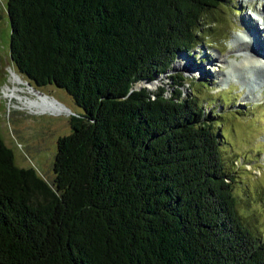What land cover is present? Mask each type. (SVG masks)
Segmentation results:
<instances>
[{
  "label": "trees",
  "instance_id": "1",
  "mask_svg": "<svg viewBox=\"0 0 264 264\" xmlns=\"http://www.w3.org/2000/svg\"><path fill=\"white\" fill-rule=\"evenodd\" d=\"M220 2L6 0L16 72L82 112L56 140L52 189L0 138V264H264L184 74L142 85L203 42Z\"/></svg>",
  "mask_w": 264,
  "mask_h": 264
},
{
  "label": "rangeland",
  "instance_id": "2",
  "mask_svg": "<svg viewBox=\"0 0 264 264\" xmlns=\"http://www.w3.org/2000/svg\"><path fill=\"white\" fill-rule=\"evenodd\" d=\"M5 4L6 0H0V138L10 148L17 167L33 169L36 177L52 189L56 140L71 132L69 118L82 110L64 89L53 84L35 86L16 72L9 58L10 24ZM263 6L264 0H221L203 18V23L210 25L201 33L205 35L200 38L203 42L188 53L177 55L166 74L152 81L151 87L146 85L150 91L161 84L167 87L165 84L172 81L169 75L184 74L181 89L184 95L195 94L205 112L218 124L215 129L223 133L219 145L221 159L227 171H231L238 215L261 239L264 238V75L257 68H249L244 84L237 74L231 75L224 85L219 83L218 75L232 70L234 61L244 56L235 52L237 49L231 43L234 37L254 33L249 35L255 40L264 38L255 24L264 19ZM257 50L264 53V45ZM217 57L227 64H218ZM183 60L191 64L189 71L176 66L177 61ZM5 87L22 100L15 98L9 102L3 97ZM24 99L49 104L58 112L35 113L27 109Z\"/></svg>",
  "mask_w": 264,
  "mask_h": 264
},
{
  "label": "bare ground",
  "instance_id": "3",
  "mask_svg": "<svg viewBox=\"0 0 264 264\" xmlns=\"http://www.w3.org/2000/svg\"><path fill=\"white\" fill-rule=\"evenodd\" d=\"M261 11H262L261 14L262 13L264 14V6L262 7ZM255 24L259 28L258 30L261 31V33L263 32V34H264V19H262L261 24L257 23V22H255ZM249 34L252 35L254 33H249ZM249 34L243 33L240 36L234 37V39L232 40V42H231L232 45L237 49V51H235V52H237V54H239V55H242V56L244 55V56L239 61H234L233 65H232V68H233L232 70H227L225 73H220L218 75V80H219V83L221 85L226 84L227 81L229 80L228 78L231 75L237 76V74H238L237 77L239 78V80L241 82H243V84H244V82H246L245 81V79H246L245 75H246V72L249 70V68H257V72L264 75V53L262 51L258 52V50H257V48H259V46L261 44L264 45V38L260 36L263 41L260 40V38L255 40V37L250 36ZM216 62H218V64H221V65L227 64V62L223 61L221 59V57H217ZM176 66L182 68L185 71H189L190 68H192L191 64H189V61H185V60H183L181 62L177 61ZM193 70H195V69H193ZM144 85L145 86L148 85L151 87L153 84H151V83L147 84L146 83ZM2 91H3V97L6 98L9 102H12L13 99H15V98L18 99L19 101L22 100V98L19 95L15 94L8 87L3 88ZM250 91H251V88L248 89V91H247L248 94L250 93ZM23 103L26 105L28 110L30 109V111H33L35 113L42 114V113L49 112V111L50 112L51 111L58 112V110L51 109V105H49V104L47 105L45 103L44 104L36 103V102L30 101L27 99L26 100L24 99ZM57 106H59V105L57 104Z\"/></svg>",
  "mask_w": 264,
  "mask_h": 264
},
{
  "label": "water",
  "instance_id": "4",
  "mask_svg": "<svg viewBox=\"0 0 264 264\" xmlns=\"http://www.w3.org/2000/svg\"><path fill=\"white\" fill-rule=\"evenodd\" d=\"M147 83H149V82H147ZM141 86V84L140 85H138V87H140ZM136 89H137V87H136ZM57 103H59L58 101H56ZM59 104H61V103H59Z\"/></svg>",
  "mask_w": 264,
  "mask_h": 264
}]
</instances>
